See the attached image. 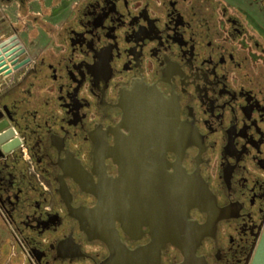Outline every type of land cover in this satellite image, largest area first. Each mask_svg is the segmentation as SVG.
Instances as JSON below:
<instances>
[{"label":"flooded vegetation","instance_id":"obj_1","mask_svg":"<svg viewBox=\"0 0 264 264\" xmlns=\"http://www.w3.org/2000/svg\"><path fill=\"white\" fill-rule=\"evenodd\" d=\"M252 3L264 14V0ZM46 16L58 23L44 34L54 41L32 56L21 31L26 20L49 23ZM258 22L232 0H0V51L14 43L20 61L30 58L0 74V111L23 138L22 149L0 158V215L25 264H107L108 245L77 211L107 201L99 190L122 176L125 115L132 106L138 116L145 103H157L167 121L165 140L147 147L162 160L150 171L132 163L130 197L118 192L119 204L103 206L104 215L129 218L115 219L120 242L150 247V264H187L189 255L192 264H251L264 230ZM177 175L195 191L202 178L217 201L199 245L208 213L171 198L165 185ZM171 215L184 218L188 243L163 230Z\"/></svg>","mask_w":264,"mask_h":264},{"label":"water","instance_id":"obj_2","mask_svg":"<svg viewBox=\"0 0 264 264\" xmlns=\"http://www.w3.org/2000/svg\"><path fill=\"white\" fill-rule=\"evenodd\" d=\"M13 46L14 43H11L0 51V67L4 64H8V66L0 69V74L4 71H6L5 74H11L13 70L20 69V67L30 61L29 57L20 61V52L15 53V48H12L13 50L8 53L2 54L3 51L5 52ZM9 65L13 66V69ZM150 99H153L154 101L157 100V95H150ZM156 105L157 103H145L141 105L140 107L145 108L146 110L138 116L135 115L133 107H129L124 118V124L125 127L130 130V134L123 138L120 149H118L123 161L122 176L120 179L112 180L100 187L99 191L101 193L106 192V195H110L107 197V201L104 200L101 205H98L92 210L77 211L79 213V215L77 213V216L79 217L82 226L85 228L90 226L91 228H89L88 231L94 233L97 238H100L108 245L111 255L107 264H150L151 261L152 256L150 247L131 251L120 242L114 223L115 219L120 217V215L126 216L124 212H118L119 214L117 217L108 214L104 215L103 206L113 203L119 204L116 195L118 192L127 193L128 197H130L132 191L131 172L134 170L132 163L136 162L140 169H146L149 171L155 168V166L161 165L162 159L159 157L160 151H152L147 148L148 146L155 144L157 141L162 142L165 140V137L159 132L165 128L167 121L160 115H156L159 113L158 106ZM4 110L7 112L6 107H4ZM9 119L5 118L4 113L0 111V158H4L7 154L23 148V138ZM150 129L156 131L154 133L155 136L147 134ZM135 130H139L140 132L135 134ZM135 138L139 140L138 144H136L137 142H135ZM150 139H153L154 142H150ZM142 140L145 141L142 142ZM165 186L170 188V196L172 199L174 197H179L181 201L186 200L192 204H198V208L208 213V222L204 225L198 224V236L194 241L198 242L199 245L204 236L209 232V228H211L217 220L219 208L217 207L218 205L215 196L210 191L208 185L204 183L203 179L200 177H198L197 191H195L194 183L192 181L187 179V177L182 178L180 175H177V178L171 176ZM170 218L171 223L169 227L164 228V225H162L163 230L168 233H176L178 237L174 238V240L177 241V243H188L189 234L187 233L188 230L184 227V218L175 217L173 215H171ZM175 218L179 219L178 223H174L176 222L174 220ZM103 223L106 225L102 226ZM187 228L189 229L190 227L187 226ZM185 235L186 237L184 238ZM161 240H163V235L158 236L156 241L161 242ZM184 247L190 251L189 247H186V245ZM194 261H196L194 257L191 255L187 256V264H192ZM198 264H206V261L203 258H198ZM251 264H264V230L254 252Z\"/></svg>","mask_w":264,"mask_h":264},{"label":"rangeland","instance_id":"obj_3","mask_svg":"<svg viewBox=\"0 0 264 264\" xmlns=\"http://www.w3.org/2000/svg\"><path fill=\"white\" fill-rule=\"evenodd\" d=\"M51 14V11L48 13ZM51 16V15H50ZM50 16H46L49 23L38 24L26 20L25 30L21 31L23 43L31 49L32 56L40 50H46L51 47L54 36H44L50 31L53 24H58L57 20ZM52 24V25H51ZM33 51V52H32ZM0 264H25V258L21 253L20 246L14 237L11 229L4 222L0 215Z\"/></svg>","mask_w":264,"mask_h":264},{"label":"crops","instance_id":"obj_4","mask_svg":"<svg viewBox=\"0 0 264 264\" xmlns=\"http://www.w3.org/2000/svg\"><path fill=\"white\" fill-rule=\"evenodd\" d=\"M232 2L237 8L244 7L251 13L252 16L259 19L258 27L264 30V14L258 9L259 7H256V5L252 3V0H232ZM12 48L13 47H10L9 49H7V51H3L2 54L10 52L11 50H13ZM11 68L13 69V66H11ZM0 245L3 246L1 243Z\"/></svg>","mask_w":264,"mask_h":264},{"label":"bare ground","instance_id":"obj_5","mask_svg":"<svg viewBox=\"0 0 264 264\" xmlns=\"http://www.w3.org/2000/svg\"><path fill=\"white\" fill-rule=\"evenodd\" d=\"M16 71V70H15Z\"/></svg>","mask_w":264,"mask_h":264}]
</instances>
